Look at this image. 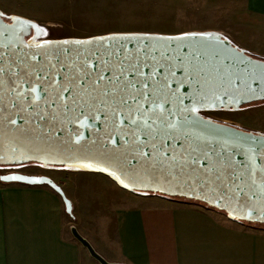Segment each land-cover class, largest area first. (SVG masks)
I'll return each mask as SVG.
<instances>
[{
	"label": "snow or ice",
	"instance_id": "1",
	"mask_svg": "<svg viewBox=\"0 0 264 264\" xmlns=\"http://www.w3.org/2000/svg\"><path fill=\"white\" fill-rule=\"evenodd\" d=\"M230 45L212 31L54 40L0 12V168L100 171L264 221V131L211 118L264 106V56Z\"/></svg>",
	"mask_w": 264,
	"mask_h": 264
},
{
	"label": "crops",
	"instance_id": "2",
	"mask_svg": "<svg viewBox=\"0 0 264 264\" xmlns=\"http://www.w3.org/2000/svg\"><path fill=\"white\" fill-rule=\"evenodd\" d=\"M244 3L250 32L263 39L264 0ZM0 12L16 14L1 7ZM45 170L59 173L66 169L40 168V172L26 173L0 168L4 174L49 178L62 192L45 184L0 182V264H93L71 236L72 226L90 244L96 242L97 252L111 263L264 264V227L232 220L187 200L131 193L111 177L110 193L120 194L117 208L111 210L110 218H99L83 210L82 198L70 192L73 179L48 176L41 172ZM65 187L68 195L63 192ZM88 197L85 200L93 204L90 193ZM64 199L70 203L71 213ZM83 218L89 223L93 220L96 231L83 227Z\"/></svg>",
	"mask_w": 264,
	"mask_h": 264
},
{
	"label": "rangeland",
	"instance_id": "3",
	"mask_svg": "<svg viewBox=\"0 0 264 264\" xmlns=\"http://www.w3.org/2000/svg\"><path fill=\"white\" fill-rule=\"evenodd\" d=\"M244 4V0H0V7L6 13L20 14L39 23L47 28L54 40L108 33L175 35L212 31L228 37L234 46L247 50L253 56H264V35H260L263 36L261 39L256 33L250 32ZM211 118L246 131H264V106L260 105L245 107L243 111L237 112L219 111ZM11 171L35 173L40 172V168L30 166L26 170L12 168ZM41 172L48 176H59L57 178L73 179L68 186L70 192L82 198L83 210L94 212L90 214L108 218L111 210L117 208L115 203L120 194L110 193L111 179L106 174L86 169ZM63 189L65 195L70 193L68 188ZM89 193L93 197V204L85 200ZM187 201L211 209L202 203ZM82 220L85 221L84 224L80 223L83 227L87 225L91 231H96L93 220L91 223L89 219ZM100 227L98 224V234ZM91 243L95 251H99L96 242Z\"/></svg>",
	"mask_w": 264,
	"mask_h": 264
},
{
	"label": "water",
	"instance_id": "4",
	"mask_svg": "<svg viewBox=\"0 0 264 264\" xmlns=\"http://www.w3.org/2000/svg\"><path fill=\"white\" fill-rule=\"evenodd\" d=\"M232 47H236L234 46L232 43L231 45ZM218 122V121H217ZM218 123H223V122H218ZM223 124H227V123H223ZM230 125V124H228ZM234 126V125H233ZM236 127V126H235ZM239 128V127H237ZM53 168H62L60 165H56L54 166ZM95 172H100V171H95ZM104 173V172H102ZM14 174H18V173H14ZM106 175H108L109 177H111L120 187L124 188L123 186H121L119 184L118 181H116L112 176H110L109 174L107 173H104ZM19 175H23V174H19ZM25 176H28V175H25ZM29 177H38L44 181H50V183H42V184H45V185H48L50 186L51 188H53L55 191H57L59 194L62 195V192L60 190V188L58 186H56L49 178H46V177H42V176H29ZM15 183H21V184H27V185H41V184H28L26 182H15ZM55 186V187H53ZM126 189V188H124ZM126 190H129L131 192H136V191H133L131 189H126ZM147 191V190H145ZM139 193V192H137ZM148 193H151L153 195H160V196H164V197H168V198H185L187 200H192V201H196V202H200V201H197V200H194V199H189V198H186L185 196H182V195H179V194H168V195H165V194H160L158 192H147ZM64 202H65V205H66V208H67V212L68 213H71V205L70 203L68 202V200L64 199ZM208 207H211L213 208L212 206L210 205H207ZM215 209L216 211H220V212H223L224 214H226V212L221 209V208H213ZM231 219V218H230ZM236 221H240V222H245V223H252V224H261V225H264V221H256V220H253V221H248V220H236ZM70 233H71V236L73 237V239L78 242L80 244V246L82 248H84L86 250V252L88 253V255L94 260L97 262V264H118V263H111V262H108L106 261L98 252L95 251V249L91 246V244L77 231V229L72 226L70 228Z\"/></svg>",
	"mask_w": 264,
	"mask_h": 264
},
{
	"label": "trees",
	"instance_id": "5",
	"mask_svg": "<svg viewBox=\"0 0 264 264\" xmlns=\"http://www.w3.org/2000/svg\"><path fill=\"white\" fill-rule=\"evenodd\" d=\"M148 194H151V193H148ZM175 199H182V200H187V199H185V198H175ZM199 203H201V202H199ZM204 205H206V204H204ZM207 206V205H206ZM211 208V207H210ZM211 209H213V208H211ZM213 210H215V209H213ZM223 213V212H222ZM249 224H252V223H249ZM252 225H255V226H259V227H264V225H261V224H252Z\"/></svg>",
	"mask_w": 264,
	"mask_h": 264
},
{
	"label": "bare ground",
	"instance_id": "6",
	"mask_svg": "<svg viewBox=\"0 0 264 264\" xmlns=\"http://www.w3.org/2000/svg\"><path fill=\"white\" fill-rule=\"evenodd\" d=\"M87 170V169H86ZM89 171H92V170H89ZM100 173H102V172H100ZM104 174V173H103Z\"/></svg>",
	"mask_w": 264,
	"mask_h": 264
}]
</instances>
